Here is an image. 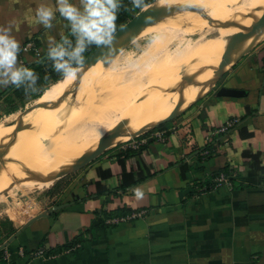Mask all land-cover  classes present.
<instances>
[{"label": "crops", "instance_id": "crops-1", "mask_svg": "<svg viewBox=\"0 0 264 264\" xmlns=\"http://www.w3.org/2000/svg\"><path fill=\"white\" fill-rule=\"evenodd\" d=\"M68 2L83 11L80 0ZM41 6L54 13L50 28L37 18ZM9 25L20 44L17 66L28 68L42 58L23 50L30 37L49 51L71 34L57 0H0V26ZM259 42L185 102L210 88L204 96L140 133L139 147L110 146L59 177L39 213L0 221L7 230L0 264H264V38ZM223 86L240 95H220ZM230 119L234 125L218 132ZM27 148L19 142L8 157ZM219 172L232 187L214 186Z\"/></svg>", "mask_w": 264, "mask_h": 264}, {"label": "rangeland", "instance_id": "rangeland-1", "mask_svg": "<svg viewBox=\"0 0 264 264\" xmlns=\"http://www.w3.org/2000/svg\"><path fill=\"white\" fill-rule=\"evenodd\" d=\"M153 2H156L155 4L162 6L177 4L196 5L202 8L206 15L208 17H211L212 21H209L207 17H205L198 11L187 9L175 11L174 13H172V16L168 15L158 22L146 27L127 47L117 53L114 57H111L110 62L105 61L107 63V71L106 73L104 72V74L102 73L98 76V87L96 89L93 88L92 91V94L95 95V97L90 94L88 95L89 98L91 97L94 100V104L101 109H105L106 100H101V97L103 96L101 95L99 88L102 85L105 84L106 86L110 84L121 87L126 86L129 83L137 84V92L140 96L142 91L145 89V84H143L145 74L147 72H155L157 66H161L162 74L160 76L158 89L163 85V83L164 85L162 89H160L159 93L158 90L154 92L158 93L154 100L153 97H146L144 99L145 102L141 107L143 113L148 114L150 118L146 123L147 125H143L144 127L157 124L161 120H163L164 117H161L159 119H155V117L157 116V113L161 108V101L163 97L171 95V93H168V90L162 92L165 85H167V82L173 81L180 83V81H183V79L187 77V74L190 73L193 67V61L199 60L198 57L189 55L188 53H191L189 51H178L177 47L182 45H189L190 42L197 43L200 37L206 36V34L210 33L217 26H220L221 24L223 25V23L229 20L232 16L233 17L231 18V20L233 24H237L241 18H239L235 14L238 13V8H244V3H246V0H153L151 3ZM144 6L146 5H142V3H140V6L136 7L133 5L132 0H119V7L116 11V16H123L124 19H126L128 10H130V13L136 14ZM230 10H234V15L228 18L227 13L230 12ZM232 12L233 11H231L230 13ZM128 18L126 22L129 20ZM166 25L171 27L173 26V30L171 31L166 29ZM215 31L217 30H214L213 32ZM229 38H231V35L229 36ZM229 41H227L225 44H230ZM245 42L246 41L244 38L238 43L242 46L245 44ZM28 43L35 45L36 50L33 48L35 52H32V50L31 52L36 57L46 52L36 46L33 37H30L22 46L24 47ZM223 47L229 48L230 46L224 45ZM37 49L39 50L37 51ZM221 50L222 51L219 53L220 57L218 62L223 66L224 56L226 55V53L228 56L229 49L222 48ZM239 57H237L236 59H238ZM36 59L37 58H35V60ZM83 59L84 58H82V60ZM190 62H192V64H190ZM214 64L212 65L210 73L208 74V78H210L212 73H214V71L216 70ZM231 64L225 66L222 71L226 70ZM87 69L91 71L90 67H84L82 75L83 80L80 82L81 84L72 85V83H65L64 76L62 75L57 80H54L52 78L51 81L48 80L47 82L40 84V86L36 87V91L30 90L24 95H17V93H15L14 91H10L8 93H4L1 91L0 97H2L4 100L0 98V124H4L6 126L8 132L7 134L10 135L17 132L16 128L18 125L27 124L28 127H24L18 130V143L28 141V148L26 150H30L29 147L32 145L33 140L36 139L38 132L41 130L40 127L44 123V117L51 111L53 106L60 102H63L62 105H65L68 108L71 107L72 110L78 111L88 121L89 126L87 127V133L82 134L81 137L101 135L102 133L97 129L96 125L105 124L111 130L108 131L105 135L111 133L112 131H118L117 134H120L127 138L129 134L136 128H131L127 125H124L122 123V120L103 117L101 113H96L94 105L92 103L86 101L85 94L87 90V84L85 88H83V85L85 83L84 80L88 82L87 79L90 76L86 75ZM217 74L214 78L210 79V84H212L213 81L218 77L219 74ZM173 82L171 83L173 87L176 84L177 87L180 86L179 83ZM181 88L183 89V101L185 105L182 104L181 106H184L180 108L181 106L179 107V105L177 104V107L175 108L180 112L187 105L194 102L192 100L188 102L185 101L193 99L197 97L198 94H201L205 91V89L201 90L202 86H200L199 83L188 82L185 83ZM40 92L43 93L38 97L37 95ZM76 93L77 96H75ZM8 95H11V97H8ZM62 97L63 99L60 101ZM42 98H44L42 106L36 107L35 104H37L38 100ZM139 101L141 100L139 99ZM109 105L113 108V110L116 108L118 109V105L115 103L112 104L109 102ZM14 108L17 110H14ZM175 109L173 110V112L175 111ZM39 110L41 113L40 117L37 120V122L39 123L37 124L40 125L37 132L32 137L30 133L32 131L33 125L36 123L35 114ZM27 111L28 113L25 114V112ZM20 118H22L21 122ZM52 128H49L47 131L49 133H56L57 127L53 126ZM135 136L136 135H134L133 137ZM116 137L118 138L117 140L120 139V137H118L117 135ZM16 138L17 137L15 135H12L7 141H5V143L0 145V150L11 147ZM126 141L115 144V147L118 146L120 148L121 145H125V143H127ZM6 144H8L9 146L7 148H4ZM13 153L8 157L6 163L3 161L0 166V221L5 222L9 221V218L11 217L17 219L18 221H24L30 218L32 214L38 211L41 200L45 199V193L47 196L49 189L52 188V186L56 183V181H58L59 178H53L54 180L51 179L46 185L35 189L29 186L25 187L17 185L23 183V181L25 180L24 177L22 178L21 176L11 182L9 174L11 171H13L17 161H19L24 152L21 151L18 154ZM12 157H14L13 160H11ZM44 202H46V200H44ZM41 210L42 207L40 211ZM4 231L7 230H4V227H0V239L5 238V236L3 235Z\"/></svg>", "mask_w": 264, "mask_h": 264}, {"label": "bare ground", "instance_id": "bare-ground-1", "mask_svg": "<svg viewBox=\"0 0 264 264\" xmlns=\"http://www.w3.org/2000/svg\"><path fill=\"white\" fill-rule=\"evenodd\" d=\"M263 5L264 0H252V2L251 0H246V3H244V8H238V13L235 14L241 18L237 24H233L231 18L233 17L232 15H234V10H230V12H233H228L227 17H232L224 22H229L231 23L230 25L221 24L214 29L217 31L213 32L214 30H212L210 33L206 34V36L200 37L197 43L190 42L189 45L177 47L178 51H189L191 52L188 53L189 55L198 57L199 60L193 61V67L190 73L187 74V77L183 79V81H180V83L173 81L167 82V85H165L162 92L168 90V93H171V95L163 97L161 101V108L159 109L155 119L166 117L173 112V110L177 107V104L183 99V89L181 87L185 83H199V85L202 86L201 90L206 89L210 84V79L214 78L215 75L217 73L219 74L225 66L231 64L237 57L244 54L245 51H249V49H251L255 43L264 38V30H259L246 37L245 44L242 46L239 43H237L238 45H233L227 56L228 61L224 63L223 66L219 64L218 60L220 57L219 53L222 51L221 49H229L227 47H223L224 45L230 46V44H225L231 39L229 36L240 31H249L256 21L255 9ZM169 16H172V13L169 14ZM165 28L171 31L173 30V26L171 27L166 25ZM106 64L107 63L105 61L99 60L97 63L89 66L91 71L87 69L86 75L90 76L87 79L88 82L84 80L85 83L83 88H85L87 84L85 99L87 102L94 105L96 113H101L103 117L122 120L124 125H127L131 128H136L129 134L127 138L120 134H117V136L120 137L119 140H117L118 138L116 136L111 138L110 143L111 146H113L122 141H126L134 135L142 133L156 125L153 124L145 127L143 126L150 118L148 114L143 113L141 107L143 106L145 102L144 99L146 97H153V100L156 98V95H158L164 83L163 85L161 84L162 86L158 89L162 68L161 66H157L155 72H147L145 74L143 83L145 84V89L142 91L140 96L137 92V84L129 83L128 85L121 87L110 84L105 86L104 84L99 88L100 93L103 96L101 97V100L106 99L105 109H101L94 104V100L91 97L89 98L88 95L90 94L95 97V95L92 94V91L93 88L96 89L98 87V76L102 73L104 74V72L106 73ZM190 64H192V62H190ZM213 64L215 65L216 70L214 73H212L210 78H208V74L210 73ZM83 70L84 67H77L76 76L72 79H67L64 77L65 83H72V85L81 84L80 82L83 80ZM216 79L213 81V83L216 81ZM172 82L179 83L180 86L177 87L176 84L173 87V85H171ZM157 90L158 93H154ZM206 93L192 101L195 102ZM139 99L141 101H139ZM43 101L44 98L40 99L39 102H37L36 107L42 106ZM109 102L112 104H117L118 109L116 108L113 110V108L109 105ZM62 104L63 102H60L53 106L51 111L44 117V123L41 125V130L38 132L36 139L33 140L32 145L29 147L30 150L24 151V154H22L19 161H17L13 171L10 172L9 175L11 182L21 176L22 178L24 177L25 180L23 183L17 185L25 187L29 186L33 187L34 189L46 185L51 179H56L60 177L62 173L73 170L74 167L79 163L78 160L82 156L94 151L98 147L100 139L108 131H111L105 124H99L96 125V127L102 133L101 135L81 137L82 134L87 133V127L89 126L88 121L78 111L72 110L71 107L68 108ZM40 113L41 112L39 110L35 114L36 123L33 125L32 131L30 133L32 137L39 128L40 124H37L39 123L37 120L40 117ZM53 126L57 127L56 133H49L47 130ZM12 135H15L17 138L11 147L7 148L9 145L6 144L4 148L7 149L0 150V165L15 149L19 140L18 131L10 135H5V131L2 130V127L0 126V145L5 143V141H7ZM17 152L18 149L13 154H16ZM13 158L14 157H12L11 160H13Z\"/></svg>", "mask_w": 264, "mask_h": 264}, {"label": "clouds", "instance_id": "clouds-1", "mask_svg": "<svg viewBox=\"0 0 264 264\" xmlns=\"http://www.w3.org/2000/svg\"><path fill=\"white\" fill-rule=\"evenodd\" d=\"M83 11L70 4L68 0H57L58 10L62 16L71 22V33L76 37L75 44L67 37L61 43H50L48 58L52 60L53 69L62 73L67 79L76 76L77 67L82 63V54L88 44L111 45L112 34L116 29V11L119 0H80ZM139 7L141 0H132ZM36 15L39 21L50 28L53 11L46 7H38ZM11 26H0V87L14 85L17 88L25 86L26 91H36L38 75L28 67L17 66V56L20 51L19 42L10 35ZM110 62L111 57L105 56ZM135 197H144L141 188L134 189Z\"/></svg>", "mask_w": 264, "mask_h": 264}, {"label": "water", "instance_id": "water-1", "mask_svg": "<svg viewBox=\"0 0 264 264\" xmlns=\"http://www.w3.org/2000/svg\"><path fill=\"white\" fill-rule=\"evenodd\" d=\"M182 9L198 11L199 13L207 17L209 21H212L211 17H208L206 13L203 11V9L196 5L177 4V5L162 6V5H157L155 4V2H153L151 4L144 6L131 19H129L127 22H125L122 26H120L118 29H116L113 32L112 38H111V45H108V44L98 45L82 60V63L78 65L77 67L78 68L89 67L97 63L99 60L105 61L104 59L105 56L114 57L117 53H119L125 47H127L140 34V32H142V30H144V28H146L148 25L154 24L158 22L159 20H161L162 18L168 16L169 14L175 11H180ZM255 13H256V21L252 25V27L249 29V31H246V32L240 31V32H237L231 35L229 50L233 45L242 41L244 38L252 35L253 33L259 30H264V5L256 8ZM230 24L231 23H223V25H230ZM227 61H228V57L226 53V55L224 56V63H226ZM223 72L219 75V77L223 74ZM219 77L216 79V81L219 79ZM240 92L241 90L223 86L221 87L219 94L239 96ZM62 99L63 97L60 99V101ZM28 111L25 112V114L28 113ZM179 113L180 111H175L171 113L168 117L161 120L154 127L158 126L159 124L163 122H166V121H169L175 118ZM21 121H22V118H20V122ZM24 127H28L27 124L25 125L20 124L17 126L16 131ZM117 133L118 131H112L111 133L104 135L100 139L98 143V147L94 151L82 156L78 160L79 163L74 167L73 170L69 172H64L60 176H63L67 173L73 172L83 167L84 165H86L87 163L95 159L97 156H99L101 153H103L106 149L109 148V146H111L110 140L111 138L115 137ZM39 216L40 215L36 216L35 219Z\"/></svg>", "mask_w": 264, "mask_h": 264}, {"label": "trees", "instance_id": "trees-1", "mask_svg": "<svg viewBox=\"0 0 264 264\" xmlns=\"http://www.w3.org/2000/svg\"><path fill=\"white\" fill-rule=\"evenodd\" d=\"M152 1L153 0H141V3H142V5H147V4L151 3ZM134 15H135V13L134 14L130 13V10L127 11V18L129 17L128 19H131ZM127 18L124 19L123 16L117 17L116 22H115L116 23V29H118L120 26H122L126 22ZM67 38L70 39L73 44H75L76 37L73 36L72 33ZM97 46L98 45L95 43L88 44L86 47V50L82 54V58H85ZM41 57L42 58L39 61H37L35 64H33L29 68V69H32L38 75L36 87L40 86V84L47 82L48 80H50V78L57 80L62 76V73H58L53 69V66H52L53 62L51 59L48 58V51L44 52ZM30 90L31 89H28L26 91L25 86H21L19 88L16 87L14 92L17 93V95H24V94L28 93ZM41 94H42V92H40L37 96H40ZM6 96H7V94H6ZM8 97H11V95H8ZM14 110H17V109L14 108ZM10 113H11V111H10ZM163 125L164 124L161 123L158 125V127H163ZM158 127L156 126L155 128H158ZM222 171L228 172L227 169H224ZM222 171H220V172H222ZM220 172L218 173V175L220 174ZM110 174L111 173H109L108 175H110ZM99 183L100 182H98V184Z\"/></svg>", "mask_w": 264, "mask_h": 264}, {"label": "built area", "instance_id": "built-area-1", "mask_svg": "<svg viewBox=\"0 0 264 264\" xmlns=\"http://www.w3.org/2000/svg\"><path fill=\"white\" fill-rule=\"evenodd\" d=\"M33 48L36 50V47H35V45H32L31 43L29 44H27L26 46H24L23 47V50H25V51H31V50H33ZM37 51H38V49H37ZM0 96H1V91H0ZM1 98V97H0ZM235 119H230V120H228L224 125H222L217 131L218 132H227L233 125H234V123H235ZM158 134V136L159 135H161V134H159V132L157 133ZM137 136L138 135H136L135 137H131L130 139H128L126 142L127 143H125V145H121V147H123V148H137V147H139L140 146V142L142 141V140H140V139H137ZM223 185H226V186H228V187H232V183H231V181H230V179H229V177L227 176V175H225L224 173H221L220 175H218L217 177H216V179H215V184H214V186L215 187H219V186H223ZM40 209H41V207H39V209H38V211L37 212H35L34 214H32L31 216H33V215H35L36 213H39L40 212ZM138 215H140V213H135L134 215H132L133 217H135V216H138ZM25 221V220H24ZM43 251H44V249H40L39 250V253H43ZM9 256H10V251L9 250H5V255H4V258L5 259H8L9 258Z\"/></svg>", "mask_w": 264, "mask_h": 264}]
</instances>
